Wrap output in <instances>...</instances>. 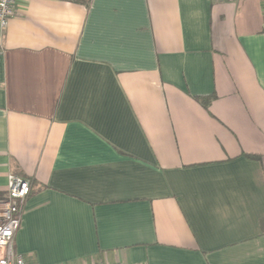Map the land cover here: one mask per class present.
I'll return each mask as SVG.
<instances>
[{
    "label": "crops",
    "instance_id": "obj_1",
    "mask_svg": "<svg viewBox=\"0 0 264 264\" xmlns=\"http://www.w3.org/2000/svg\"><path fill=\"white\" fill-rule=\"evenodd\" d=\"M10 173L26 264H264V0H16Z\"/></svg>",
    "mask_w": 264,
    "mask_h": 264
},
{
    "label": "built area",
    "instance_id": "obj_2",
    "mask_svg": "<svg viewBox=\"0 0 264 264\" xmlns=\"http://www.w3.org/2000/svg\"><path fill=\"white\" fill-rule=\"evenodd\" d=\"M15 1L0 0V23L3 29L15 15ZM30 190L29 180L14 173L8 175L7 192L0 199V264H26L23 256L16 254L14 241L21 225L22 207Z\"/></svg>",
    "mask_w": 264,
    "mask_h": 264
},
{
    "label": "trees",
    "instance_id": "obj_3",
    "mask_svg": "<svg viewBox=\"0 0 264 264\" xmlns=\"http://www.w3.org/2000/svg\"><path fill=\"white\" fill-rule=\"evenodd\" d=\"M214 98H215V96L212 95V96L200 98V100H201L202 104L204 105V107L208 108ZM30 194H31V190H30Z\"/></svg>",
    "mask_w": 264,
    "mask_h": 264
}]
</instances>
